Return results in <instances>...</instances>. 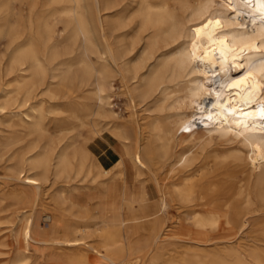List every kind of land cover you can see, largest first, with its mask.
Instances as JSON below:
<instances>
[{
  "label": "bare ground",
  "instance_id": "6f19581e",
  "mask_svg": "<svg viewBox=\"0 0 264 264\" xmlns=\"http://www.w3.org/2000/svg\"><path fill=\"white\" fill-rule=\"evenodd\" d=\"M24 1L0 0V167L14 196L32 198L13 218L0 206L9 264H36L31 213L46 187L69 221L43 211L51 233L38 243L121 264L131 243L118 226L102 235L124 246L87 240L102 203L158 223L137 264L172 238L186 244L165 264H264V0H46L27 23ZM114 74L140 120L110 109ZM63 111L86 127L80 144L48 134ZM78 190L107 199H70Z\"/></svg>",
  "mask_w": 264,
  "mask_h": 264
},
{
  "label": "rangeland",
  "instance_id": "374dc122",
  "mask_svg": "<svg viewBox=\"0 0 264 264\" xmlns=\"http://www.w3.org/2000/svg\"><path fill=\"white\" fill-rule=\"evenodd\" d=\"M30 0H26L24 1L21 6H20V13L21 16L23 18L24 22H28L29 17L31 18V20H36L39 17H41L43 15L44 10L47 8V4H46V0H34V4L30 5L31 1L28 2ZM32 4V3H31ZM24 16V17H23ZM28 17V18H27ZM58 28L60 30V24H57ZM61 32V31H59ZM1 46V45H0ZM3 55H5L4 52L1 53ZM4 58V56L2 57ZM93 60L96 61L95 56H92ZM2 64V63H1ZM5 77L3 82L5 81ZM111 86L108 88V93H109V106L111 107L110 109H112V111L114 112V114L118 117V121L122 122L123 124H127V120L126 117L128 116L129 113H131L132 119L133 121H136V119L140 120L139 116H143V114H136V109L137 111L139 110V108H135V106H133V101L131 100V98L124 92H122L121 90V86H120V81L118 78L117 74H114L112 81H111ZM76 99H81L78 97H75ZM64 107V106H63ZM61 113V114H60ZM60 113H56L53 114L57 115V116H61L64 117L60 118L58 121L53 122L50 119L46 120V126L48 128V134H50V136H52L54 139H57L59 137H66L67 135H73L75 136V142L77 144H80L84 138L87 136V130L86 127L84 125H81L80 122L76 119L73 118L69 113L66 112H60ZM145 113V111H144ZM63 114V116H62ZM66 117V118H65ZM68 117V118H67ZM62 119V120H61ZM65 123H64V121ZM72 120V122H71ZM59 122V123H58ZM71 127H70V125ZM55 125V127H54ZM57 126V127H56ZM127 126V131L129 132L130 135H132V131L130 130L131 128H129L130 126ZM75 127V128H74ZM67 128V129H65ZM55 130L57 132H55ZM52 132V133H51ZM53 134V135H52ZM59 134V135H58ZM58 135V136H57ZM57 136V137H56ZM88 143V142H87ZM217 142H213L210 143L209 145L206 144L205 142H200L197 141L195 142L194 145H192L191 149H195L197 151H200L204 148H208L210 146H214ZM89 146H92V142L89 143ZM2 172L3 170L0 167V206L2 207H7L8 211L7 214L9 217H11L14 214V211L16 210V208H23L24 210L29 208L30 204L32 203V198H28L27 200H21L18 196H14V194L9 190V188H11L13 186V181L10 179H7L6 177L2 176ZM165 172L164 169L161 170V174L163 175ZM139 180L144 181V182H148L147 179L148 177H146L145 175H140ZM163 185L165 186L164 191L166 193H169L172 189L175 188V185L173 183H176L175 181H169V179H164L162 180ZM147 188L149 191H151L150 189V183H148ZM44 188V191L40 193L39 197H37L34 201L37 202L36 206L34 207L33 211H32V225H31V236L37 240H39L38 242H42L44 240L49 239L50 237V227L47 223V221L42 220V213L43 211H47L50 212L53 216H61V218L64 220V222H68V216L66 215V211L64 210H60V209H54L55 207V202L52 199V197L49 195V193L47 192L48 190ZM28 191H32V188H27ZM97 192L92 193V192H88L85 190H81V191H77L75 194H68L69 198L72 200H78V201H82L83 203H89L90 201H94L97 196ZM18 199V200H17ZM60 210V211H59ZM28 213V212H27ZM172 216H176V212L172 211L170 212ZM96 220L89 222L88 224H94V235L90 236L87 238V240L89 241V243L95 245V247L97 249H99L100 251L103 252H107L109 250H115L120 246H124L123 241L119 240L117 242H115V236L111 237L110 239L104 238L103 237V233L106 229L105 224L102 225L100 224V220L98 217V206H97V214H96ZM13 218V216H12ZM140 218H147L146 215H141ZM71 220V219H70ZM9 223H0V226H4V225H8ZM93 225H91L92 227ZM119 230H121L120 227H118ZM6 231L7 229H0V241L2 240H6L7 236H6ZM109 232H113L114 229L113 228H109L108 230ZM101 233V234H100ZM114 233V232H113ZM61 235H65V232H58L55 234L56 237H59ZM141 235H135L132 234L131 236V252L129 254V256H133L129 259H127V262H121V264H137L138 261L143 257L141 253V251H143L144 249H146V247L144 246V242L142 240V238L140 237ZM122 239V238H121ZM37 241H30V249L31 251H34V261L36 264H47V261H51L52 264H58V260L55 257L54 254H52L53 252L59 250L61 252H67V251H82L85 249H71V248H56L54 245L52 244H43V243H38ZM185 242H180L177 241L176 239L172 238V239H166L162 242V247L160 249V252L156 255H149L147 256V258H145L146 260L144 261V264H165V257H167L168 255L170 256H175L176 252L179 249H182L183 246L185 245ZM237 247L239 250L243 251L244 250V246L241 243H237ZM5 246L0 245V264H9V253H3L2 251H6ZM86 252H92L94 253V255L98 256L97 253L91 249H87L85 250ZM44 253L39 255V253ZM139 253V255L134 256V254ZM113 255L115 258H122V255H116V254H111ZM119 258V259H120ZM93 260H96L95 258ZM50 262V264H51ZM97 264H108L105 261H94Z\"/></svg>",
  "mask_w": 264,
  "mask_h": 264
},
{
  "label": "crops",
  "instance_id": "0c3cea01",
  "mask_svg": "<svg viewBox=\"0 0 264 264\" xmlns=\"http://www.w3.org/2000/svg\"><path fill=\"white\" fill-rule=\"evenodd\" d=\"M109 149V148H107ZM112 153V151H111ZM114 154V153H112ZM99 202L102 201V199L106 200L107 198L100 193L96 196ZM98 217L101 222H104L106 228H117L120 227L121 230L128 235V242L131 241L132 234L135 235H146L148 232H153L158 228V223H149L146 219L148 218H140V217H124V214L121 212L119 214H113L112 211L107 208L106 204L98 203ZM122 222V223H121ZM116 226V227H115ZM130 238V239H129ZM52 254L55 255V257L58 260V264H89L90 262L94 261H105V259L97 257L92 252H86V251H67V252H61L59 250L53 252ZM139 255V253L134 254V256ZM133 257V256H131ZM130 256L126 259L122 260V262H127L126 260L131 258ZM96 260H93V259ZM50 260L47 261V264H50ZM52 264V262H51ZM126 264V263H125Z\"/></svg>",
  "mask_w": 264,
  "mask_h": 264
}]
</instances>
